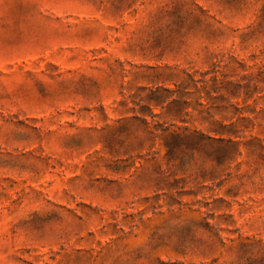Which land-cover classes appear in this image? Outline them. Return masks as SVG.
Here are the masks:
<instances>
[{
  "label": "rangeland",
  "instance_id": "obj_1",
  "mask_svg": "<svg viewBox=\"0 0 264 264\" xmlns=\"http://www.w3.org/2000/svg\"><path fill=\"white\" fill-rule=\"evenodd\" d=\"M218 60L232 160L109 136ZM0 264H264V0H0Z\"/></svg>",
  "mask_w": 264,
  "mask_h": 264
},
{
  "label": "trees",
  "instance_id": "obj_2",
  "mask_svg": "<svg viewBox=\"0 0 264 264\" xmlns=\"http://www.w3.org/2000/svg\"><path fill=\"white\" fill-rule=\"evenodd\" d=\"M225 71L218 60L204 71L184 72L183 77L172 82L174 88H140L139 92L144 94L128 96V99L138 98L133 102L137 109L130 110L135 116L118 120L119 127L110 129L109 136L113 137L116 130L136 126L140 129L137 143L141 147L147 145V151L154 158L158 151H163L165 164L173 169L194 164L195 156L202 154H213L218 163L232 160L241 144L236 139H242L243 132L235 130L233 116L224 114L232 107L237 114L236 121L244 118L232 102L240 84L232 81ZM195 124L198 127H191ZM104 141L107 140L104 138ZM155 144L158 151L153 150Z\"/></svg>",
  "mask_w": 264,
  "mask_h": 264
}]
</instances>
